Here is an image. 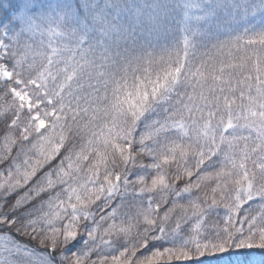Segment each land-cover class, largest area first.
<instances>
[{
	"label": "snow or ice",
	"instance_id": "snow-or-ice-1",
	"mask_svg": "<svg viewBox=\"0 0 264 264\" xmlns=\"http://www.w3.org/2000/svg\"><path fill=\"white\" fill-rule=\"evenodd\" d=\"M264 264V0H0V264Z\"/></svg>",
	"mask_w": 264,
	"mask_h": 264
},
{
	"label": "trees",
	"instance_id": "trees-1",
	"mask_svg": "<svg viewBox=\"0 0 264 264\" xmlns=\"http://www.w3.org/2000/svg\"><path fill=\"white\" fill-rule=\"evenodd\" d=\"M177 264H179V262H177Z\"/></svg>",
	"mask_w": 264,
	"mask_h": 264
}]
</instances>
